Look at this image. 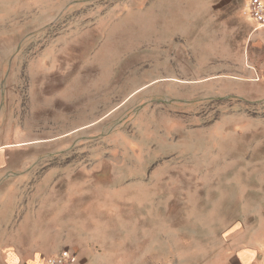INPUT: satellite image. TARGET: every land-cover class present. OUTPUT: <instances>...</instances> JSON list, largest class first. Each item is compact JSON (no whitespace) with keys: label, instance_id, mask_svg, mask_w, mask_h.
<instances>
[{"label":"rangeland","instance_id":"obj_1","mask_svg":"<svg viewBox=\"0 0 264 264\" xmlns=\"http://www.w3.org/2000/svg\"><path fill=\"white\" fill-rule=\"evenodd\" d=\"M247 1L0 0V264H208L264 219Z\"/></svg>","mask_w":264,"mask_h":264},{"label":"crops","instance_id":"obj_2","mask_svg":"<svg viewBox=\"0 0 264 264\" xmlns=\"http://www.w3.org/2000/svg\"><path fill=\"white\" fill-rule=\"evenodd\" d=\"M258 31H261L259 45L264 46V27ZM260 210L261 207L257 211ZM229 228L221 237L219 246L210 254L208 264H262L264 262V219L261 215H247L236 223L233 222ZM38 252V250H32L27 253V251L20 252L12 249L6 254L3 264H31L39 255ZM77 256L79 258L78 254ZM43 260L39 257L38 264H42Z\"/></svg>","mask_w":264,"mask_h":264},{"label":"built area","instance_id":"obj_3","mask_svg":"<svg viewBox=\"0 0 264 264\" xmlns=\"http://www.w3.org/2000/svg\"><path fill=\"white\" fill-rule=\"evenodd\" d=\"M246 11L250 20L254 23V30L264 27V0H248ZM42 264H82L77 253L65 248L58 253L44 258ZM264 264V262L262 263Z\"/></svg>","mask_w":264,"mask_h":264}]
</instances>
